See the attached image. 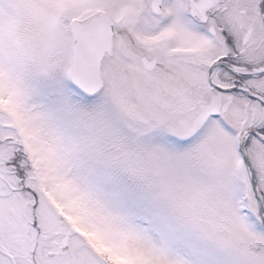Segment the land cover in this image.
<instances>
[{
  "label": "snow or ice",
  "instance_id": "snow-or-ice-1",
  "mask_svg": "<svg viewBox=\"0 0 264 264\" xmlns=\"http://www.w3.org/2000/svg\"><path fill=\"white\" fill-rule=\"evenodd\" d=\"M0 264H264V0H0Z\"/></svg>",
  "mask_w": 264,
  "mask_h": 264
}]
</instances>
